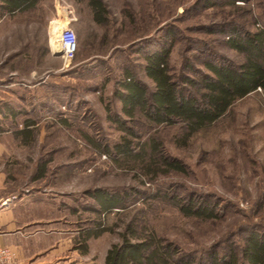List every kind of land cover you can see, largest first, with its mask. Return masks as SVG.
Masks as SVG:
<instances>
[{"label": "rangeland", "instance_id": "rangeland-1", "mask_svg": "<svg viewBox=\"0 0 264 264\" xmlns=\"http://www.w3.org/2000/svg\"><path fill=\"white\" fill-rule=\"evenodd\" d=\"M101 2L102 25L93 20L88 0H39L33 9L10 15L0 9V176L12 192L55 200L71 248L79 244L85 264H103L131 222L174 243L183 255L205 262L207 254L226 256L248 232L264 233L261 92L192 134L180 123L152 125L138 112L127 117L113 92L127 70L152 91L142 57L165 40L177 81L199 80L208 73L206 61L241 63L243 55L228 46L226 34L233 25L250 32L263 27L264 0ZM63 25L76 40L70 61L50 49ZM27 121L25 139L17 134ZM125 141L131 142V157L115 154V145ZM153 142L186 172H165L160 156L149 155ZM96 190L125 195L122 209L100 212ZM189 205H215L217 218L184 215L180 206ZM98 222L107 231L84 243ZM75 259L71 253L69 264Z\"/></svg>", "mask_w": 264, "mask_h": 264}, {"label": "trees", "instance_id": "trees-1", "mask_svg": "<svg viewBox=\"0 0 264 264\" xmlns=\"http://www.w3.org/2000/svg\"><path fill=\"white\" fill-rule=\"evenodd\" d=\"M79 1V0H75ZM245 2V0H242ZM39 0H0V9L7 14L25 12L33 9ZM95 23L102 25L106 21V11L101 0H88ZM232 4H234L232 2ZM226 34L228 46L243 55V61L233 64L228 60H214L203 63L208 72L195 81L183 77L177 81L170 73L169 56L171 51L167 40L155 50L143 54V70L154 88L147 87L134 77L131 71L118 82L113 94L120 101L122 111L127 117L138 112L157 126L183 124L188 134L214 124L223 117L235 102L247 95L260 91L264 97V26L254 32L233 25ZM170 33L167 34L169 36ZM200 91L199 97L192 93V88ZM107 116L111 119L109 107ZM11 112V111H10ZM13 113V112H11ZM25 129L17 135L28 138L30 121L25 122ZM30 136V135H29ZM131 142L116 144L115 154L131 157ZM150 156L159 157V166L165 172L185 173V166L160 151L154 142L149 147ZM40 177V176H39ZM99 211L110 212L122 209L125 195H110L102 190L92 194ZM216 206L198 207L193 205L181 207L184 215H192L204 219L217 218ZM107 231L102 222H98L96 232H86L84 243L89 238H97ZM83 245V253H86ZM207 261L183 255L174 243L164 241L150 229H138L131 222L121 234L119 244L108 249L103 264H264V233L250 231L242 245L231 248L223 257L207 254Z\"/></svg>", "mask_w": 264, "mask_h": 264}, {"label": "crops", "instance_id": "crops-1", "mask_svg": "<svg viewBox=\"0 0 264 264\" xmlns=\"http://www.w3.org/2000/svg\"><path fill=\"white\" fill-rule=\"evenodd\" d=\"M5 201L0 206V248L13 252V264H69L71 253L74 264H85L79 244L71 248L67 221L62 209L52 206L55 200L30 191L12 192L1 175L0 204Z\"/></svg>", "mask_w": 264, "mask_h": 264}, {"label": "built area", "instance_id": "built-area-1", "mask_svg": "<svg viewBox=\"0 0 264 264\" xmlns=\"http://www.w3.org/2000/svg\"><path fill=\"white\" fill-rule=\"evenodd\" d=\"M60 42L62 43L61 51L65 54L67 61L72 60L74 52L76 50V40L74 33L69 29L67 32L64 30L61 32ZM0 204L2 206L5 204ZM14 254L8 248H0V264H13Z\"/></svg>", "mask_w": 264, "mask_h": 264}, {"label": "bare ground", "instance_id": "bare-ground-1", "mask_svg": "<svg viewBox=\"0 0 264 264\" xmlns=\"http://www.w3.org/2000/svg\"><path fill=\"white\" fill-rule=\"evenodd\" d=\"M62 27H63L65 32H67L69 30V27L66 26V25H63ZM60 30H61V28H60ZM60 30L58 32L57 38H54V37L52 38V42L53 43L51 45L54 46V47L56 46V47L52 48L51 45H50V49H52L54 52H56L55 54H59V52L62 49V43L59 41V39L61 37V31ZM53 32H55V31H53ZM53 35H55V34H53Z\"/></svg>", "mask_w": 264, "mask_h": 264}]
</instances>
